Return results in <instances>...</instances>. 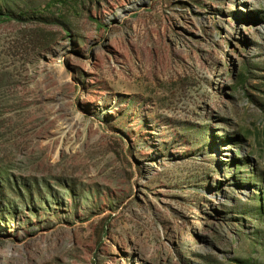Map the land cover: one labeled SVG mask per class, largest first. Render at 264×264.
<instances>
[{"label": "rangeland", "instance_id": "rangeland-1", "mask_svg": "<svg viewBox=\"0 0 264 264\" xmlns=\"http://www.w3.org/2000/svg\"><path fill=\"white\" fill-rule=\"evenodd\" d=\"M0 14V264H264V0Z\"/></svg>", "mask_w": 264, "mask_h": 264}, {"label": "bare ground", "instance_id": "bare-ground-1", "mask_svg": "<svg viewBox=\"0 0 264 264\" xmlns=\"http://www.w3.org/2000/svg\"><path fill=\"white\" fill-rule=\"evenodd\" d=\"M135 5L136 4H134V5H132V6H130V7H128L129 8V11H132V10H134V8H135ZM124 11H121V14L123 13ZM125 14V13H124Z\"/></svg>", "mask_w": 264, "mask_h": 264}, {"label": "trees", "instance_id": "trees-1", "mask_svg": "<svg viewBox=\"0 0 264 264\" xmlns=\"http://www.w3.org/2000/svg\"><path fill=\"white\" fill-rule=\"evenodd\" d=\"M57 1H60V0H56V2ZM61 1H65V0H61ZM0 18H1V14H0ZM5 20L8 21V20H10V18L7 17V18H5Z\"/></svg>", "mask_w": 264, "mask_h": 264}]
</instances>
